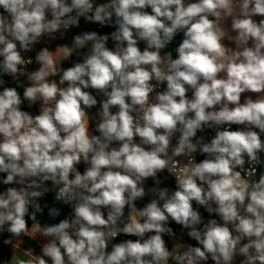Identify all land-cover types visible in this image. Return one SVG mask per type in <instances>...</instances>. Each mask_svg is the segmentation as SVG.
I'll list each match as a JSON object with an SVG mask.
<instances>
[{
    "label": "clouds",
    "instance_id": "obj_1",
    "mask_svg": "<svg viewBox=\"0 0 264 264\" xmlns=\"http://www.w3.org/2000/svg\"><path fill=\"white\" fill-rule=\"evenodd\" d=\"M6 264H264V0H0Z\"/></svg>",
    "mask_w": 264,
    "mask_h": 264
},
{
    "label": "built area",
    "instance_id": "obj_2",
    "mask_svg": "<svg viewBox=\"0 0 264 264\" xmlns=\"http://www.w3.org/2000/svg\"><path fill=\"white\" fill-rule=\"evenodd\" d=\"M7 239V234H4V240ZM16 243L15 240L12 241V244H5L4 241L0 248V264H6L7 261H10L12 253L14 251L13 245Z\"/></svg>",
    "mask_w": 264,
    "mask_h": 264
},
{
    "label": "water",
    "instance_id": "obj_3",
    "mask_svg": "<svg viewBox=\"0 0 264 264\" xmlns=\"http://www.w3.org/2000/svg\"><path fill=\"white\" fill-rule=\"evenodd\" d=\"M3 241H4V234H0V248L2 246Z\"/></svg>",
    "mask_w": 264,
    "mask_h": 264
},
{
    "label": "trees",
    "instance_id": "obj_4",
    "mask_svg": "<svg viewBox=\"0 0 264 264\" xmlns=\"http://www.w3.org/2000/svg\"><path fill=\"white\" fill-rule=\"evenodd\" d=\"M8 238V237H7Z\"/></svg>",
    "mask_w": 264,
    "mask_h": 264
}]
</instances>
